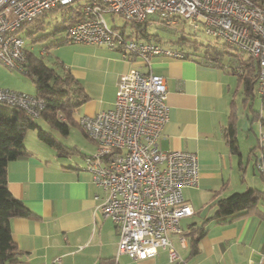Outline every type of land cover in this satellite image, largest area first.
I'll return each instance as SVG.
<instances>
[{
  "label": "crops",
  "instance_id": "obj_1",
  "mask_svg": "<svg viewBox=\"0 0 264 264\" xmlns=\"http://www.w3.org/2000/svg\"><path fill=\"white\" fill-rule=\"evenodd\" d=\"M32 27L30 31L35 30ZM66 38L67 34L47 49H56L57 63L80 82L89 99L76 111L77 126L72 128L76 131L70 129L62 140L54 134L67 150L58 151L39 141L35 149L26 146L27 153L9 163V189L34 214L11 220L12 239L20 252L19 264H105L109 260L121 264V258L130 259L118 255V229L98 209L101 200L95 197L103 194L84 169V158L94 154L97 146L78 120L112 109L119 77L132 69L166 79L169 121L160 141L161 149L191 152L199 161L198 187L183 191L185 201L194 210L193 216L181 221V225L187 221L182 227L188 236L185 235L184 245L178 236L171 237L182 259L173 264H264V200L259 212L246 218L227 223L209 220L199 253L192 254L190 248V227L195 229L213 217L219 200L250 188L264 191V181L256 168L264 135L258 144L246 141L244 150L239 139L236 96L240 92L245 107L255 98L247 99L236 76L230 73L228 67L236 61H225L223 66H218L195 56L185 59L155 56L147 65L139 58L125 60L119 51L104 46L75 45L69 41L56 45ZM25 50L27 56L31 53L38 57L33 49L25 47ZM20 89L10 88L18 92ZM254 91L262 101L256 85ZM250 109L253 116H248V120L263 126L262 102L261 111L252 106ZM233 111L237 117V152L230 150L226 139ZM254 112H259L257 118ZM71 135L76 136L73 147L64 142ZM73 153L79 158H72ZM130 261L169 264L167 251H161L156 259Z\"/></svg>",
  "mask_w": 264,
  "mask_h": 264
},
{
  "label": "built area",
  "instance_id": "obj_2",
  "mask_svg": "<svg viewBox=\"0 0 264 264\" xmlns=\"http://www.w3.org/2000/svg\"><path fill=\"white\" fill-rule=\"evenodd\" d=\"M79 8L81 18L67 29L70 43L104 46L125 60L139 58L150 65L155 56L185 59L181 50L137 40L108 25L105 15L129 23L158 20L173 26L188 20L210 38L226 42L255 58L256 83L264 99V7L252 0H0V64L27 73L28 56L20 31L59 7ZM167 84L162 76L141 69L121 74L112 109L82 116L79 126L96 146L84 158L85 171L101 189L98 206L103 218L118 229V255L135 262L156 259L167 251L169 264L182 262L171 237L185 243L183 219L194 215L185 199L186 188L200 180L196 154L163 151L160 141L169 121ZM0 104L39 118L45 102L33 94L0 87ZM264 142L256 168L264 173Z\"/></svg>",
  "mask_w": 264,
  "mask_h": 264
},
{
  "label": "trees",
  "instance_id": "obj_3",
  "mask_svg": "<svg viewBox=\"0 0 264 264\" xmlns=\"http://www.w3.org/2000/svg\"><path fill=\"white\" fill-rule=\"evenodd\" d=\"M252 1L264 7V0ZM57 10L61 11L64 18V25L59 30L62 29L67 32L69 26L78 22L81 18L79 8L74 6H63L53 11ZM47 14L26 25V27L33 25L35 28L34 31L27 34L29 37H32L36 30H43L44 25L40 19L47 16ZM149 22L131 23L133 30L130 36L137 40L163 43L162 38L151 36L148 33ZM178 33L181 34L178 41L172 43L177 44L178 50L184 52L186 58L195 56L218 66H223L225 59L228 57L230 61H236V64L229 65L230 73L236 76L247 99L256 98L254 90L259 76V65L255 58L246 56L245 53L226 42L213 39V41H209L204 45L200 44L197 39L188 38L184 31ZM63 42H68V39L66 38L64 41L56 43V45H61ZM28 54L26 75L32 78L35 87L33 95L45 102V110L39 118L43 119L50 131L44 130L36 122V118L28 115L23 110L0 104V264H19L20 261V252H18L12 239L11 220L17 217L30 218L34 215L24 206L21 200L12 195L9 189V163L27 153L24 142L26 134L30 130L38 132V139L43 144L58 151L67 150L68 148L60 142V139L51 130H55L61 136L66 137L71 127L77 126L75 120L77 109L89 99L80 82L62 64L58 63L57 67L53 68L48 66L42 58H38L31 53ZM262 107L264 110V99H262ZM254 113L257 118L259 112ZM236 120L237 117L235 111H233L226 129V139L232 152H237L239 147ZM262 151L264 152V147ZM260 176L264 181V173H260ZM263 200L264 191L254 188L234 193L219 200L213 217L204 220L201 226L195 229L192 226L190 227L192 229L189 235L191 236L190 248L192 254L199 253V243L207 233L206 222L215 219L219 221L218 223H227L246 218L259 212V205ZM185 235L188 236L186 232ZM105 264L113 263L109 260Z\"/></svg>",
  "mask_w": 264,
  "mask_h": 264
},
{
  "label": "rangeland",
  "instance_id": "obj_4",
  "mask_svg": "<svg viewBox=\"0 0 264 264\" xmlns=\"http://www.w3.org/2000/svg\"><path fill=\"white\" fill-rule=\"evenodd\" d=\"M105 19L108 25L112 28H116L119 32H124L126 36H130L131 31L133 30L131 23L125 21L122 17L118 15L111 16L110 14L105 15ZM148 25V33L151 36H159L164 41L161 43L163 47L171 48L176 50L178 48L177 44L172 43L178 41L180 37V31H184L187 34V37L190 39H197L200 44H207L209 41H213L212 38L208 37L201 29L199 31L194 30L191 25L192 23L188 20H181L179 24L173 26H166L165 24L159 22L158 20L151 19ZM41 23H43V30L35 31L32 37L27 35L28 31H30L33 25L29 27H25L20 31V35L23 36L24 45L28 50L34 51V53L38 56V58H42L45 63L50 67H57L58 65V54L56 49L50 47L48 50L47 47L49 44L54 43V41L60 40L64 38L67 34L65 30H59L64 25V18L61 15V11H53L47 14V16L42 17L40 19ZM33 40H37V43H34ZM223 42V41H220ZM43 51V54H42ZM42 56V57H40ZM247 56V55H246ZM227 62L230 61L229 57L225 59ZM230 63V62H229ZM4 85V86H3ZM0 86L1 88H12L19 87L20 92L33 94L35 91V87L32 81V78L24 73H21L16 70H11L6 68L0 64ZM17 90V89H16ZM236 100L238 102V113L240 120L238 122V133L239 139L241 143V148L244 150L245 142L248 140L256 142V144L261 141V138L264 135V125H260L258 122H250L248 120V116L252 117L253 113L250 109V106L253 107L256 111H261V99L256 97L253 101H250L249 104L245 107L242 104V95L237 94ZM264 114V111H263ZM36 122L44 129L49 130L47 125L44 123L43 119L36 118ZM73 127H71L72 129ZM57 137L63 139V136H59L55 130H51ZM72 131H76V129H72ZM61 139V140H62ZM76 136L71 135L70 139L65 138L64 142L67 146L73 147L75 143ZM38 132L36 130H30L27 132L25 137V146L30 147L31 149H35L36 145H38ZM259 151V148L257 149ZM72 158H79L78 155L72 154ZM187 221H183L182 225L184 226ZM187 228V226H186ZM179 249V247H178ZM121 264H135L127 257L121 258Z\"/></svg>",
  "mask_w": 264,
  "mask_h": 264
}]
</instances>
